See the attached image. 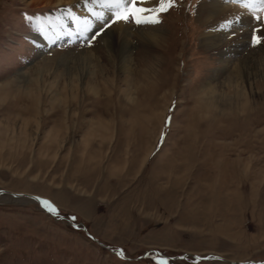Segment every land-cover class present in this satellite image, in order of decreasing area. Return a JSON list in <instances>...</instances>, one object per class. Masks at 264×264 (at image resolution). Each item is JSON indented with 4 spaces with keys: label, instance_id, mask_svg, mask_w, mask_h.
<instances>
[{
    "label": "rangeland",
    "instance_id": "obj_1",
    "mask_svg": "<svg viewBox=\"0 0 264 264\" xmlns=\"http://www.w3.org/2000/svg\"><path fill=\"white\" fill-rule=\"evenodd\" d=\"M205 1L127 23L144 29L121 63L100 39L109 29L86 39L102 26L93 12L111 15L99 4L0 0V190L51 201L126 256L2 195L0 264H264V78L226 85L264 45L250 46L251 19L205 47Z\"/></svg>",
    "mask_w": 264,
    "mask_h": 264
},
{
    "label": "snow or ice",
    "instance_id": "obj_2",
    "mask_svg": "<svg viewBox=\"0 0 264 264\" xmlns=\"http://www.w3.org/2000/svg\"><path fill=\"white\" fill-rule=\"evenodd\" d=\"M88 2L99 4L111 14L106 16L104 12H93L96 20L102 22V26L99 31L86 38L88 43L91 44V41L100 36L105 29H111L113 25L119 23L134 22L137 26L158 25L161 23V15L180 5L181 0H88ZM225 2L238 5L244 9V12H237L225 18L215 26L214 30L223 31L234 37L237 34L235 26L241 22L244 15L249 14L255 22V26L251 29L250 46L264 45V15H262L264 14V0H225ZM26 19L29 22L34 19L38 21L39 17L26 15ZM91 27V24L85 21L80 29L81 34L91 31ZM36 199L40 201L41 206L45 207L47 211L59 215L57 207L51 201L40 197H36ZM72 219L76 220L77 217L73 216ZM116 254L126 259L123 250L117 251ZM161 264H167V261H162Z\"/></svg>",
    "mask_w": 264,
    "mask_h": 264
},
{
    "label": "bare ground",
    "instance_id": "obj_3",
    "mask_svg": "<svg viewBox=\"0 0 264 264\" xmlns=\"http://www.w3.org/2000/svg\"><path fill=\"white\" fill-rule=\"evenodd\" d=\"M51 1H56L59 7L66 9L64 8V6H61V5H64L63 3H69V1L76 2L78 0H51ZM224 2L225 0H207L203 4H201L199 9L197 10L198 21L201 22L202 26L206 27V29H209L207 30V32H205V36H203V39H202L203 45L207 48H213L214 50H218L221 47H223V45H225L226 42H228V39H233L226 35L214 34L211 31L212 29L215 28L217 23H220L225 18L237 12H240V13L244 12L243 10H241V8L235 7V5H232V4L228 5ZM82 6H85V5L83 4ZM80 19L83 22L85 21L90 22L88 20H85L84 18H80ZM91 23L93 25L95 24V21H92ZM251 25H254L251 20V17L248 16V14H246L243 16L241 22L235 26V28H238V29L240 27L247 28V27H250ZM142 29L144 28L131 29L127 24L119 23L118 25H115L112 29L107 30L100 39L101 41H104L107 43V48L110 50L111 57L122 63V62H126V60L128 59L127 55L129 54L130 49L132 47V45L130 46V44L132 43L134 38L142 34V31H141ZM249 31L251 30L249 29ZM241 37L244 39V36L242 34L238 36V40ZM224 39H227V41H225ZM243 39H242V42H243ZM140 54H137L136 59H135V61L139 60L138 63H140V58H141ZM254 59H255V65L253 66V65H250V61L246 58L245 65L241 67L242 71L240 70V68H238L240 72L237 70L235 73V77L233 76L234 77L233 79H229L227 81L226 85L229 91H235L236 93L242 91L244 93L245 92L244 80H246V83H249V81H251L252 79L257 80V78L259 79V77L264 78V56L262 55V52L260 56L255 57ZM248 63L249 65H247ZM126 82L129 85L128 89L131 90L133 86L131 77L126 79ZM109 83L113 87H115V80H109ZM206 87H207L206 89H208L207 90L208 96H211L212 98L214 97L215 94H217L219 90V88L215 84H213L212 81ZM91 89H93L94 90L93 92H95V89L93 87L89 88V90ZM73 93H75V91ZM224 95H227V93H224Z\"/></svg>",
    "mask_w": 264,
    "mask_h": 264
},
{
    "label": "water",
    "instance_id": "obj_4",
    "mask_svg": "<svg viewBox=\"0 0 264 264\" xmlns=\"http://www.w3.org/2000/svg\"><path fill=\"white\" fill-rule=\"evenodd\" d=\"M2 195H8V196H11L13 198H16V199H19V198H29L31 200H33L34 202H36L37 204L40 205V207L42 208V210H44L46 213H48L50 216H52L53 218L57 219V220H66L69 222V224L71 226H73L74 228H79L81 226V228L83 229L84 232H86V234L92 239L94 240L95 242H97L99 245L101 246H104L106 248H108L109 250H111L113 253L116 254L117 251H120V250H112L110 247L102 244L101 242H99L92 234H90L86 228V226H84L82 223H74L72 220L68 219L67 217L65 216H60L58 217L57 215L55 214H52L50 213L49 211L46 210L45 207H42L41 204H40V201L36 199L37 196L35 195H29V194H16V193H12V192H9L7 190H0V196ZM150 251H148L147 253H149ZM194 257L196 260L198 261H206V260H210V259H218V260H222V261H226L225 259L223 258H220V257H209V258H199V257H195L193 256L192 254L188 253V254H185L183 257H181L180 259H184V258H187V257ZM229 263H233V264H241L239 262H230V261H227ZM246 264H256L254 262H249V263H246Z\"/></svg>",
    "mask_w": 264,
    "mask_h": 264
}]
</instances>
